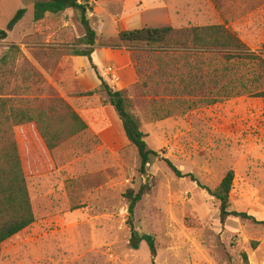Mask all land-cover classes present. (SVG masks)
I'll list each match as a JSON object with an SVG mask.
<instances>
[{
  "label": "rangeland",
  "instance_id": "rangeland-1",
  "mask_svg": "<svg viewBox=\"0 0 264 264\" xmlns=\"http://www.w3.org/2000/svg\"><path fill=\"white\" fill-rule=\"evenodd\" d=\"M80 1L93 8L88 18L99 49L122 31L225 25L264 58V0ZM34 2L0 0V30L27 9L0 42V58L18 46L17 70L36 69L47 82L38 89H47L44 97L69 98L89 128L52 152L34 124L15 129L36 221L4 243L0 264H153L147 242L137 250L130 244L126 194L142 187L133 222L136 233L155 238V264H264V225L234 217L222 223L219 202L198 184L214 190L233 171L230 210L264 221V100L238 97L161 120L174 111V99L154 101L151 80L140 87L144 76L129 89L148 148L198 182L176 177L154 157L141 172L137 149L106 94L83 96L73 57L53 55L85 35L77 14L34 23Z\"/></svg>",
  "mask_w": 264,
  "mask_h": 264
},
{
  "label": "trees",
  "instance_id": "trees-1",
  "mask_svg": "<svg viewBox=\"0 0 264 264\" xmlns=\"http://www.w3.org/2000/svg\"><path fill=\"white\" fill-rule=\"evenodd\" d=\"M69 10L77 14L85 35L77 41V46L62 49L61 52L54 49L53 55L58 60L64 56L86 57L89 60L101 86L83 96H93L99 91L106 94L107 104L115 109L127 140L137 149L141 172H145L154 157L162 160L176 177L198 182L194 175L184 174L169 159L148 148L146 135L132 112L131 89L119 90L112 80L101 75L96 57L97 32L88 18V13L93 11L89 4L80 0H35L33 21L41 23L48 16ZM26 13V8L17 11L6 28L0 30V42L8 38ZM104 45L111 49L125 48L131 53L140 84L144 76L147 77L140 87H149L150 80L153 83L154 101L156 98L164 101L163 97L174 99V111L166 112L159 118L161 120L238 97L264 100L262 54L252 52L237 33L225 25L182 29L145 27L122 31ZM21 56L20 48L13 45L0 58V252L5 242L36 221L15 129L34 124L49 152L88 129L84 119L64 98L52 94L44 97L47 89H38L43 85L47 87V82L36 69H30L28 75L17 70ZM26 80L33 84L27 85ZM234 177V172L229 171L214 190L200 182L198 184L219 202L222 223L234 217L264 225V221L248 213L230 210ZM144 189L142 187L139 192L130 190L126 194L128 224L132 233L130 244L137 250L141 242H147L155 264V238L136 233L133 222ZM243 260L248 263L245 253Z\"/></svg>",
  "mask_w": 264,
  "mask_h": 264
},
{
  "label": "crops",
  "instance_id": "crops-1",
  "mask_svg": "<svg viewBox=\"0 0 264 264\" xmlns=\"http://www.w3.org/2000/svg\"><path fill=\"white\" fill-rule=\"evenodd\" d=\"M96 57L98 60L101 75L106 79L112 80V82L119 90H125L137 86L139 82V76L131 59V55L125 48H96ZM72 60L75 65L74 69L76 71L77 77L79 79H82V92L87 93L99 89V87L101 86V81L91 67L89 60L86 57H73ZM63 98L68 103L70 102L69 98ZM69 104L71 105V103ZM109 110L113 112V110H111L110 108ZM77 113L80 115L78 111ZM84 121L87 123L89 128V123L85 119ZM115 122L119 124L118 120H115Z\"/></svg>",
  "mask_w": 264,
  "mask_h": 264
},
{
  "label": "water",
  "instance_id": "water-1",
  "mask_svg": "<svg viewBox=\"0 0 264 264\" xmlns=\"http://www.w3.org/2000/svg\"><path fill=\"white\" fill-rule=\"evenodd\" d=\"M145 177L144 178H148V176L147 175H144Z\"/></svg>",
  "mask_w": 264,
  "mask_h": 264
}]
</instances>
